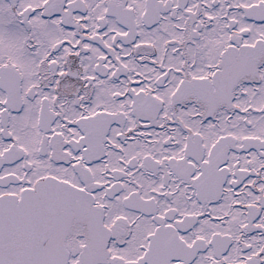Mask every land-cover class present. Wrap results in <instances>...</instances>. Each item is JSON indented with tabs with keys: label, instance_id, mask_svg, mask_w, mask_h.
Instances as JSON below:
<instances>
[{
	"label": "snow or ice",
	"instance_id": "6c2138e0",
	"mask_svg": "<svg viewBox=\"0 0 264 264\" xmlns=\"http://www.w3.org/2000/svg\"><path fill=\"white\" fill-rule=\"evenodd\" d=\"M0 264H264V0H0Z\"/></svg>",
	"mask_w": 264,
	"mask_h": 264
}]
</instances>
